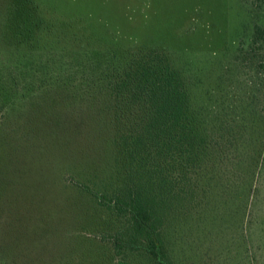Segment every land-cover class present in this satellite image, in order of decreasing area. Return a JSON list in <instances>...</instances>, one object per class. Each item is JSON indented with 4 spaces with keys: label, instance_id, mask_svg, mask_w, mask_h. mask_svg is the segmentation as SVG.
<instances>
[{
    "label": "rangeland",
    "instance_id": "rangeland-1",
    "mask_svg": "<svg viewBox=\"0 0 264 264\" xmlns=\"http://www.w3.org/2000/svg\"><path fill=\"white\" fill-rule=\"evenodd\" d=\"M10 2L6 15L0 1V264H151L143 251L113 248L130 230L112 208L116 126L101 77L108 49L138 44L165 47L200 78L196 107L245 126L243 166L228 163L198 202L163 219L172 264H264V0ZM44 20L73 26L95 49L55 34L50 46L28 45Z\"/></svg>",
    "mask_w": 264,
    "mask_h": 264
},
{
    "label": "trees",
    "instance_id": "trees-1",
    "mask_svg": "<svg viewBox=\"0 0 264 264\" xmlns=\"http://www.w3.org/2000/svg\"><path fill=\"white\" fill-rule=\"evenodd\" d=\"M3 2L7 15L12 9L11 2ZM60 27L46 20L38 22L27 44L45 48L52 45L50 36L55 34L66 45L95 49L81 31L69 30L71 25L64 26V30ZM69 32L72 41L65 35ZM253 32L255 39L263 35L256 25ZM108 51L109 63L101 77L107 81L106 101L111 103L109 108L116 126L111 161L112 175L118 182L111 201L112 208L126 219L130 230L129 240H116L113 248L117 250L123 245L143 251L151 264H172L162 243L163 219L175 205L195 199L198 202L205 194L203 186L216 185L212 179L223 168L225 171L228 163L243 166L239 164L238 148L243 143L245 126L234 125L237 117L242 118L239 115L234 114L235 121L233 118L230 121L221 118L224 114L210 104L196 107L194 92L197 94L200 78L188 73V68L174 65L165 47L138 44L125 54ZM249 153L255 158L256 151ZM249 159L244 174L252 177L254 167L250 168ZM243 190L244 187L240 188L238 193ZM198 193L200 198H195Z\"/></svg>",
    "mask_w": 264,
    "mask_h": 264
}]
</instances>
